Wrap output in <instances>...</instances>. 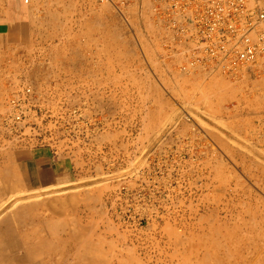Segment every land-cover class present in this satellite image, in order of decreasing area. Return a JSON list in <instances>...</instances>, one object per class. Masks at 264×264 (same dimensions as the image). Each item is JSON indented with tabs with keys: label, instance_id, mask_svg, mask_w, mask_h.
Instances as JSON below:
<instances>
[{
	"label": "rangeland",
	"instance_id": "1",
	"mask_svg": "<svg viewBox=\"0 0 264 264\" xmlns=\"http://www.w3.org/2000/svg\"><path fill=\"white\" fill-rule=\"evenodd\" d=\"M0 20V113L22 83L38 101L0 151L75 170L0 204V264H264V75L180 73L139 0H0Z\"/></svg>",
	"mask_w": 264,
	"mask_h": 264
},
{
	"label": "built area",
	"instance_id": "2",
	"mask_svg": "<svg viewBox=\"0 0 264 264\" xmlns=\"http://www.w3.org/2000/svg\"><path fill=\"white\" fill-rule=\"evenodd\" d=\"M139 1L162 31L165 49L176 56L180 73L264 75V0ZM37 104L30 83L11 92L0 113V138L29 139L25 131L37 126Z\"/></svg>",
	"mask_w": 264,
	"mask_h": 264
},
{
	"label": "crops",
	"instance_id": "3",
	"mask_svg": "<svg viewBox=\"0 0 264 264\" xmlns=\"http://www.w3.org/2000/svg\"><path fill=\"white\" fill-rule=\"evenodd\" d=\"M4 24L6 22L0 20L1 29ZM73 167L67 155L48 147L22 145L0 151V204L22 186L31 189L37 185L46 187L69 183L75 174ZM5 218L2 217L1 221Z\"/></svg>",
	"mask_w": 264,
	"mask_h": 264
},
{
	"label": "bare ground",
	"instance_id": "4",
	"mask_svg": "<svg viewBox=\"0 0 264 264\" xmlns=\"http://www.w3.org/2000/svg\"><path fill=\"white\" fill-rule=\"evenodd\" d=\"M52 197H53V196H52ZM10 199H12V198H10ZM62 199H63V198H61L60 201H62ZM54 200H57V198H55ZM54 200H53V201H54ZM58 200H59V199H58ZM63 200H64V199H63ZM7 201H9V200L7 199ZM62 202H63V201H62ZM62 202H61V203H62ZM64 202H65V200H64ZM6 203H7V202H5V204H6ZM49 203L52 204L50 201H49ZM54 204H55V203H54ZM58 204H59V203H58ZM58 204H57V205H58ZM62 204H63V203H62ZM66 205H67V204H66ZM49 207H50V205H49ZM51 208H52V205H51ZM57 208H58V207H57ZM5 209H6V208H5ZM53 209L55 210V208H53ZM3 211H4V210H3ZM58 212H59V211H58ZM253 248L255 249V252H258V253L264 251V247L259 249L258 245H254ZM250 249H251V248H250ZM257 250H259L260 252L257 251ZM256 254H257V253H256ZM254 256H255V255H254ZM32 264H33V263H32Z\"/></svg>",
	"mask_w": 264,
	"mask_h": 264
}]
</instances>
